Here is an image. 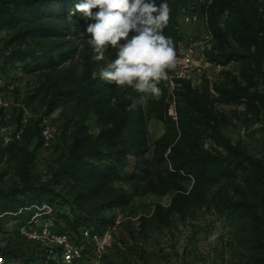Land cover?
Returning a JSON list of instances; mask_svg holds the SVG:
<instances>
[{
    "label": "rangeland",
    "instance_id": "rangeland-1",
    "mask_svg": "<svg viewBox=\"0 0 264 264\" xmlns=\"http://www.w3.org/2000/svg\"><path fill=\"white\" fill-rule=\"evenodd\" d=\"M218 1L156 0L170 8L163 34L174 42L176 64L159 83L158 100L130 108L137 92L99 78L115 50L109 47L103 60L94 59L86 29L95 21L71 14L78 0L52 8L49 0L43 7L0 0V7H13L15 13L14 22L0 31V148H5L0 193L24 194L26 199L31 187L54 189L52 204L39 206L26 199L17 211L0 214V264H28L47 256L40 239L22 235L21 227L29 221L37 230L50 221L55 231L68 233L82 245L87 256L75 264H264V64L248 60L254 49L250 42L215 36L209 14L213 3L217 10ZM258 1L260 8H248L264 26V0ZM214 20L225 29L226 15L214 14ZM42 31L51 36L40 38ZM21 32L33 56L26 63L11 64L7 45ZM194 42L198 49L188 61L189 44ZM56 97L58 107L47 113ZM200 104L217 118L221 134L240 153L217 146L211 132H204V147L220 151L230 168L211 188L207 205L168 213L178 190L188 192L193 183L191 174L176 167L191 147L194 129L200 127ZM118 133L127 143L123 158L107 150ZM77 135L78 156L73 153ZM22 148L34 153L26 180L15 160ZM73 159L99 167L116 164L121 177L114 188L126 202L100 210V215H94L96 208L94 216L79 211L73 205L76 193L52 180L54 170ZM228 198L238 203L235 216L225 209ZM72 207L82 219L88 218L77 230L60 216L74 218ZM82 228L90 232L84 242ZM48 257L58 264L60 256L49 252Z\"/></svg>",
    "mask_w": 264,
    "mask_h": 264
},
{
    "label": "trees",
    "instance_id": "trees-1",
    "mask_svg": "<svg viewBox=\"0 0 264 264\" xmlns=\"http://www.w3.org/2000/svg\"><path fill=\"white\" fill-rule=\"evenodd\" d=\"M44 1L45 0H19V3L21 6L30 5L31 7H43ZM69 1L70 0H49L48 5L52 8L55 4H59V2L63 3ZM250 4L255 6V10L260 8L261 5L258 0H219L217 2V10H214L213 3V9L209 14L211 27L217 38L219 36H226L225 40L231 37L238 41L250 42V44L254 46V49L248 52V60L255 64L263 65L264 26L259 23L257 16L248 8ZM47 8L45 10H47ZM214 14H216V16L226 15V27L224 30L217 27ZM14 20L15 13L13 7H0V31L10 26ZM38 36L40 38H48L51 36V33L49 31H42ZM7 48L10 52L8 59L11 64L17 62L26 63L28 59L33 56V52L26 48L23 32L11 37ZM58 104L59 98L56 97V99L47 106L46 112L51 113L58 107ZM200 108L203 111L198 119L200 127L194 129L195 133L192 138L191 147L188 153L184 155L182 164L176 167L178 172L181 170L184 171L185 169L186 171L184 172L186 174H191L193 183L188 192L182 189L178 190L166 208V212L168 213L182 212L191 206L203 207L207 205L211 188L220 182L221 177L224 176L230 168L228 165H225V162L222 160L220 151L217 149L212 151L204 147L202 143L204 132H211L210 138L213 139L217 146L222 147L230 153H240L238 146L233 145L229 139L221 134L217 118L212 115L206 105L200 104ZM65 134L64 131L63 141L67 142ZM78 139L77 135L73 145V153L75 155L81 150ZM126 147L127 143L124 135L118 133L109 141L107 150L112 154V157L123 158L127 154ZM4 155L5 148H0V159H2ZM15 160L20 176L22 179L25 178L26 180L30 165L34 162V153L27 148H22L20 149V153L15 156ZM240 163L241 161H237L235 168H240ZM180 176L182 179L187 178V175L180 174ZM120 177V168L116 164H104L99 167L87 162H75V159H73L70 163L61 165L55 169L52 180L54 184L60 185L63 188H69V190L76 193L73 205H75L79 211L88 212L89 216H94L100 215L102 213L100 210L111 209L126 202L122 196V192L115 189L113 184L115 180ZM53 191L54 189L49 188V186L45 188L31 187L26 192V199L28 202L38 201L39 206L43 202L52 204L50 192ZM22 196H24V194L20 197H15L7 193H0V214L6 215L5 212L17 211L20 204L27 202ZM237 205V202L229 198L225 200V209L229 216H235L238 212ZM94 208L98 210L93 215L91 212ZM71 212L74 218L66 214H61L60 216L64 219L67 226H71L74 230H77L80 224L86 222L88 218L85 217L82 219L79 214H77L74 207L71 208ZM165 218L166 215L163 217V220Z\"/></svg>",
    "mask_w": 264,
    "mask_h": 264
},
{
    "label": "clouds",
    "instance_id": "clouds-1",
    "mask_svg": "<svg viewBox=\"0 0 264 264\" xmlns=\"http://www.w3.org/2000/svg\"><path fill=\"white\" fill-rule=\"evenodd\" d=\"M93 9L98 11L93 12ZM70 12L72 15L78 12L85 20L95 21L86 29L95 60H103L109 47L115 50V58L101 68L98 75L105 82L127 85L137 92L130 108L161 97L159 83L167 80L166 70L176 64L174 42L163 34L170 17L167 3L157 4L156 0H78L74 11ZM96 75L94 72L93 77Z\"/></svg>",
    "mask_w": 264,
    "mask_h": 264
},
{
    "label": "built area",
    "instance_id": "built-area-1",
    "mask_svg": "<svg viewBox=\"0 0 264 264\" xmlns=\"http://www.w3.org/2000/svg\"><path fill=\"white\" fill-rule=\"evenodd\" d=\"M197 42V41H196ZM190 43V49L187 60L190 61L191 55H195L198 49L197 43ZM188 65V64H187ZM3 84V79L0 75V86ZM32 221L27 222L26 225L21 227L22 235L28 237L30 240L40 239L43 243V251L47 253L42 254V257L31 260L28 264H56L53 260L49 259V252L55 253L56 256H60L57 261L58 264H75L86 258L85 253L82 251V245L78 244L71 236L66 232H57L51 227V222H45V226L42 229H33L30 225ZM27 225H30L27 227ZM81 242L87 241L90 232L86 228H82L80 231ZM80 242V243H81ZM54 258V257H53Z\"/></svg>",
    "mask_w": 264,
    "mask_h": 264
}]
</instances>
